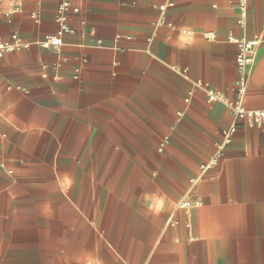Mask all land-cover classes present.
Here are the masks:
<instances>
[{
    "label": "crops",
    "instance_id": "obj_1",
    "mask_svg": "<svg viewBox=\"0 0 264 264\" xmlns=\"http://www.w3.org/2000/svg\"><path fill=\"white\" fill-rule=\"evenodd\" d=\"M65 1L54 53L60 0H0L30 44L0 57V264H264V128L196 86L234 100L228 38H258L262 108L264 0L243 26L232 0Z\"/></svg>",
    "mask_w": 264,
    "mask_h": 264
},
{
    "label": "built area",
    "instance_id": "obj_2",
    "mask_svg": "<svg viewBox=\"0 0 264 264\" xmlns=\"http://www.w3.org/2000/svg\"><path fill=\"white\" fill-rule=\"evenodd\" d=\"M232 1L236 3L239 12L237 24L243 26L248 10V0ZM169 6H172V3L169 2L167 5L159 7V10L164 11L165 8ZM15 10L16 8H13L11 13ZM69 12L77 13L78 9L70 6L65 0H60L57 6V15L55 17V22L57 24L56 33L39 41L37 44L41 48L51 50L54 53L60 51L63 45L64 35L72 32L67 25V15ZM32 17L36 20L35 16ZM228 41L237 45V78L234 82L235 99L228 101L221 92L211 89L207 84H203L200 81L196 83V86L204 90L208 103L223 102L227 106L233 118L234 125L242 122L248 126L264 128V103L262 108L257 110L246 109L243 105V100L247 91L249 69L254 62L255 50L261 44V41L258 38L252 40H237L232 36H229ZM29 45L27 41L22 40L16 33H12L7 39L0 37V57L20 49H26ZM232 129L233 128H230V132ZM227 133H229V131ZM214 164V160L209 161L207 164L201 166V171H206ZM180 205L186 207L188 204L187 202H182Z\"/></svg>",
    "mask_w": 264,
    "mask_h": 264
}]
</instances>
